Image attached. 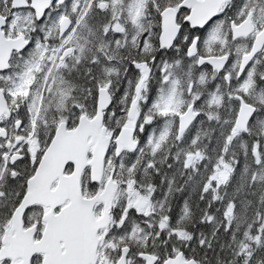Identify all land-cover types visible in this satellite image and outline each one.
<instances>
[{"label": "snow or ice", "instance_id": "6c2138e0", "mask_svg": "<svg viewBox=\"0 0 264 264\" xmlns=\"http://www.w3.org/2000/svg\"><path fill=\"white\" fill-rule=\"evenodd\" d=\"M0 264H264V0H0Z\"/></svg>", "mask_w": 264, "mask_h": 264}]
</instances>
